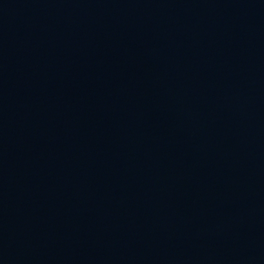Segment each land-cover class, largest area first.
<instances>
[{"label":"water","instance_id":"water-1","mask_svg":"<svg viewBox=\"0 0 264 264\" xmlns=\"http://www.w3.org/2000/svg\"><path fill=\"white\" fill-rule=\"evenodd\" d=\"M0 149L153 264H264V0H0Z\"/></svg>","mask_w":264,"mask_h":264}]
</instances>
